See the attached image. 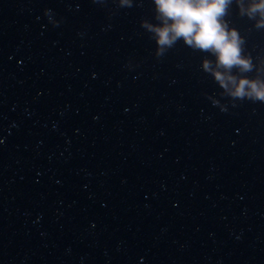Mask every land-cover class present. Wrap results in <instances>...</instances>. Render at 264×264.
<instances>
[{
    "label": "water",
    "instance_id": "water-1",
    "mask_svg": "<svg viewBox=\"0 0 264 264\" xmlns=\"http://www.w3.org/2000/svg\"><path fill=\"white\" fill-rule=\"evenodd\" d=\"M260 18L225 17L264 80ZM144 21L154 0H0V264H264V101Z\"/></svg>",
    "mask_w": 264,
    "mask_h": 264
},
{
    "label": "clouds",
    "instance_id": "clouds-1",
    "mask_svg": "<svg viewBox=\"0 0 264 264\" xmlns=\"http://www.w3.org/2000/svg\"><path fill=\"white\" fill-rule=\"evenodd\" d=\"M236 2L241 14L255 18L259 13L261 18L256 26L264 27V0H253L247 10L242 0ZM154 3L160 23L144 21L143 25L154 34L158 56L182 39L193 49L215 56V68L208 58L203 59L202 67L232 97L264 101V80L250 79L244 74L252 70V58L242 54L243 37L225 19L232 0H154ZM233 68H239L242 74L231 75Z\"/></svg>",
    "mask_w": 264,
    "mask_h": 264
}]
</instances>
